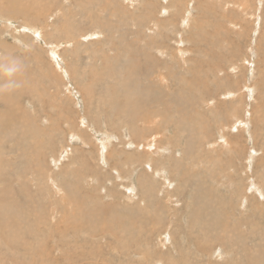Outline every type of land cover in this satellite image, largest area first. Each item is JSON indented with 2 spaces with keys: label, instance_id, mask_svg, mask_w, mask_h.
Wrapping results in <instances>:
<instances>
[{
  "label": "rangeland",
  "instance_id": "1",
  "mask_svg": "<svg viewBox=\"0 0 264 264\" xmlns=\"http://www.w3.org/2000/svg\"><path fill=\"white\" fill-rule=\"evenodd\" d=\"M0 264H264V0H0Z\"/></svg>",
  "mask_w": 264,
  "mask_h": 264
},
{
  "label": "bare ground",
  "instance_id": "2",
  "mask_svg": "<svg viewBox=\"0 0 264 264\" xmlns=\"http://www.w3.org/2000/svg\"><path fill=\"white\" fill-rule=\"evenodd\" d=\"M185 51V50H184ZM125 78V77H124ZM103 153V152H102ZM103 159V158H102Z\"/></svg>",
  "mask_w": 264,
  "mask_h": 264
}]
</instances>
